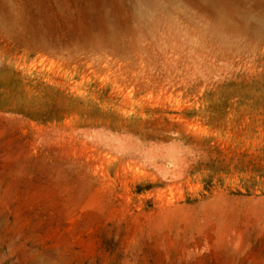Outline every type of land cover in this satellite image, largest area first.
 Here are the masks:
<instances>
[{"label":"rangeland","instance_id":"obj_1","mask_svg":"<svg viewBox=\"0 0 264 264\" xmlns=\"http://www.w3.org/2000/svg\"><path fill=\"white\" fill-rule=\"evenodd\" d=\"M225 5L0 4V264H264V0Z\"/></svg>","mask_w":264,"mask_h":264},{"label":"bare ground","instance_id":"obj_2","mask_svg":"<svg viewBox=\"0 0 264 264\" xmlns=\"http://www.w3.org/2000/svg\"><path fill=\"white\" fill-rule=\"evenodd\" d=\"M93 1L101 4L116 5V6L120 5L121 8L116 9L114 11L117 13H125L128 15L139 14L143 16L150 7L159 4L160 0H93ZM185 1L199 6L202 10H206V8L209 7L212 9L213 13L217 14L220 11L222 12V10H226L227 12H229V7H226L225 4L229 2H236L239 0H185ZM248 13L249 11L247 10L245 11L244 14H248Z\"/></svg>","mask_w":264,"mask_h":264},{"label":"crops","instance_id":"obj_3","mask_svg":"<svg viewBox=\"0 0 264 264\" xmlns=\"http://www.w3.org/2000/svg\"><path fill=\"white\" fill-rule=\"evenodd\" d=\"M13 0H0V4L1 5H4V6H8L9 4H11V2H12ZM62 2H66V1H70V0H61ZM6 11H9V12H11V10L10 9H8V8H6Z\"/></svg>","mask_w":264,"mask_h":264}]
</instances>
